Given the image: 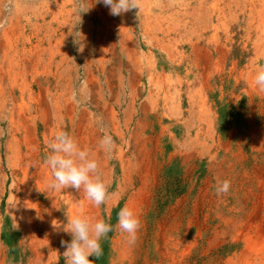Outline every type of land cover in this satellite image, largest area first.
Segmentation results:
<instances>
[{"label":"rangeland","instance_id":"obj_1","mask_svg":"<svg viewBox=\"0 0 264 264\" xmlns=\"http://www.w3.org/2000/svg\"><path fill=\"white\" fill-rule=\"evenodd\" d=\"M249 1L137 0L112 16L97 0H0V264H65L63 228L82 210L113 226L93 264H224L244 249L233 224L264 212L262 2ZM60 131L97 161L100 207L48 188ZM124 207L135 242L116 227Z\"/></svg>","mask_w":264,"mask_h":264},{"label":"clouds","instance_id":"obj_2","mask_svg":"<svg viewBox=\"0 0 264 264\" xmlns=\"http://www.w3.org/2000/svg\"><path fill=\"white\" fill-rule=\"evenodd\" d=\"M86 2L87 0H81V4ZM97 3H103L108 7L112 16L139 8L137 0H97ZM81 12L86 11L81 8L79 13ZM253 83L260 92H264V67L256 71ZM100 143L110 151L113 141L106 135ZM49 149L43 159V165L51 173L48 182L50 190L62 191L71 188L78 192L82 191L85 200L95 207L106 203L108 197L106 185L98 174L97 161L90 158L87 150L82 149L76 140L64 131L54 136ZM229 190L230 182L227 180L220 181L216 186L217 196L227 194ZM116 227L127 234L130 242H135L140 221L131 209L124 207L118 213ZM63 230L71 236L70 242H61L66 248L63 253L65 264H93L89 258L95 257L98 260L103 255L100 241L113 231V226L104 220L93 222L82 210L67 219Z\"/></svg>","mask_w":264,"mask_h":264},{"label":"bare ground","instance_id":"obj_3","mask_svg":"<svg viewBox=\"0 0 264 264\" xmlns=\"http://www.w3.org/2000/svg\"><path fill=\"white\" fill-rule=\"evenodd\" d=\"M251 2H253L252 0H250L248 3L250 4ZM261 2H262V4H261V8H262V11H261V13L258 15V18H257V31L258 32H264V0H261ZM41 4V3H40ZM92 6V5H91ZM40 7V6H39ZM42 9V8H41ZM89 9V8H88ZM55 10V9H54ZM145 11H146V13L149 15L150 14V8L149 9H146L145 8ZM42 12V11H41ZM39 13V12H38ZM67 13V12H66ZM70 13V12H69ZM34 14V13H33ZM40 14V13H39ZM68 14V13H67ZM38 15V14H37ZM41 15V14H40ZM39 16V15H38ZM248 16V15H247ZM40 17V16H39ZM101 17V16H100ZM45 18V17H44ZM24 20H26V19H24ZM37 20V19H36ZM107 20H108V18H107ZM57 21V20H56ZM102 21V20H101ZM34 22V21H33ZM107 22V21H106ZM104 23V22H103ZM125 23V22H124ZM43 24V23H42ZM246 26H247V24H245ZM125 26V25H124ZM9 28V27H8ZM27 28V27H26ZM105 28V27H104ZM112 28H114V27H112ZM22 29V28H21ZM115 29V28H114ZM26 30V29H25ZM102 30V29H101ZM117 30V29H116ZM104 31V30H103ZM115 31V30H114ZM118 31H119V29H118ZM111 32V31H110ZM252 32H248V30L246 31V39H247V41H250V38H251V36H250V34H251ZM110 34V33H109ZM115 34H117V33H115ZM108 35V34H107ZM111 36V35H110ZM23 37V36H22ZM30 37V36H29ZM107 38V37H106ZM111 38H113V37H111ZM119 39V38H118ZM8 40V39H7ZM19 40V39H18ZM31 40V39H30ZM26 41V40H25ZM44 41V40H43ZM50 41V40H49ZM107 41V40H106ZM24 42V41H23ZM17 43V42H16ZM25 43V42H24ZM27 43V42H26ZM91 43V42H90ZM98 43H99V41H98ZM117 43V42H116ZM263 43V42H262ZM3 44V43H2ZM110 44V43H109ZM114 45V44H113ZM120 45V44H119ZM17 46V45H16ZM23 46V45H22ZM25 46V45H24ZM42 46V45H41ZM98 46V45H97ZM121 46V45H120ZM119 46V47H120ZM126 46V45H125ZM20 47H21V45H20ZM118 47V48H119ZM15 48V47H14ZM99 48V47H98ZM130 48V47H129ZM9 49H10V47H9ZM13 49V48H12ZM11 49V50H12ZM20 49V48H19ZM24 49V48H23ZM100 49V48H99ZM102 49V48H101ZM119 49H121V48H119ZM16 50V49H15ZM22 50V49H21ZM25 50V49H24ZM102 51V50H101ZM26 52V51H25ZM27 52H28V50H27ZM106 52V51H105ZM112 52V51H111ZM129 52V51H128ZM127 52V53H128ZM131 52V51H130ZM257 52H259V53H257V57H258V55H259V57H260V59L261 60H263V62H264V44L263 45H259V48L257 49ZM16 53V52H15ZM104 53V52H103ZM122 53V52H121ZM13 54V53H12ZM17 54V53H16ZM112 54H113V52H112ZM114 55V54H113ZM15 56V55H14ZM125 56V55H124ZM127 56L129 57V55L127 54ZM11 58H13V57H11ZM15 58V57H14ZM23 58H25L24 56H23ZM38 58V57H37ZM131 58V57H130ZM184 58V57H183ZM40 59V58H39ZM131 59H133V58H131ZM14 60H16V58L14 59ZM33 60V59H32ZM49 60H50V58H49ZM113 60V59H112ZM8 61V60H7ZM127 61V60H126ZM24 62V61H23ZM253 62V61H252ZM31 63V62H30ZM32 66H33V64H31ZM12 66V65H11ZM15 66V65H14ZM25 66V65H24ZM28 66H29V64H28ZM2 67V66H1ZM27 67V66H26ZM155 67H157V66H155ZM151 68V67H150ZM16 69V68H15ZM19 69V68H18ZM22 69V68H21ZM33 69V68H32ZM120 69V68H119ZM255 69V68H254ZM3 70V69H2ZM17 70V69H16ZM118 70V69H117ZM25 71V70H24ZM152 71V70H151ZM3 72V71H2ZM7 72V74H9L10 72H9V70L8 71H6ZM15 72V71H14ZM14 72H12V75L13 76H15L16 74L14 73ZM153 72V71H152ZM253 73V72H252ZM58 74V73H57ZM88 76H89V74H88ZM13 78V77H12ZM11 79V78H10ZM24 80V79H23ZM4 83H6V81L4 82ZM10 85V84H9ZM46 85V84H45ZM42 86V85H41ZM27 87V86H26ZM48 89V88H47ZM3 90V89H2ZM4 90H5V88H4ZM12 90V89H11ZM44 91H46V90H44ZM3 92H5V91H3ZM30 93V92H29ZM32 94V93H31ZM44 94V93H43ZM33 95V94H32ZM3 96V95H2ZM37 96V95H36ZM43 96V95H42ZM41 96V97H42ZM5 99H3V101H4ZM43 101V100H42ZM12 103V102H11ZM34 105V104H33ZM35 106V105H34ZM26 107V106H25ZM47 107V106H46ZM46 109V108H45ZM42 110V109H41ZM44 110V109H43ZM57 110V109H56ZM13 111V110H12ZM39 112V111H38ZM43 112V111H42ZM58 112V111H57ZM30 114V113H29ZM13 116V115H12ZM42 116H44L43 114H42ZM35 117V116H34ZM45 118V117H44ZM46 118H47V116H46ZM23 121V120H22ZM48 121H49V118H48ZM41 122H43V121H41ZM33 130V129H32ZM45 130V129H44ZM31 131V130H30ZM48 131V130H47ZM44 134V133H43ZM47 134V133H46ZM31 135V134H30ZM12 138H14V136H12ZM32 139V138H31ZM10 142V141H9ZM10 144V143H9ZM10 146V145H9ZM25 152V151H24ZM16 153H18L19 154V152H16ZM24 154V153H23ZM25 155H27V154H25ZM12 156V155H11ZM24 158H25V156H24ZM36 158V157H35ZM20 159H22V158H20ZM38 159V158H37ZM35 161V160H34ZM33 161V162H34ZM39 161V160H38ZM35 163V162H34ZM14 164H16V163H14ZM22 164V163H21ZM33 164V163H32ZM38 164H40V163H38ZM37 164V165H38ZM18 165V164H17ZM25 165V164H24ZM29 165V164H28ZM36 165V166H37ZM27 166V165H26ZM25 166V167H26ZM16 167V166H15ZM14 167V168H15ZM28 169V168H27ZM47 169V168H46ZM17 171V170H16ZM32 171V170H31ZM39 171V170H38ZM37 171V172H38ZM19 172V171H18ZM36 172V173H37ZM20 173V172H19ZM21 173H23V172H21ZM18 174V173H17ZM27 174V173H26ZM33 174V173H32ZM44 175V174H43ZM23 176V175H22ZM36 176V175H35ZM50 177H51V175H50ZM30 178H32V177H30ZM35 178V177H34ZM49 178V177H48ZM46 178H44L43 180L44 181H46L45 180ZM20 180H21V178H20ZM18 181V180H17ZM23 183V182H22ZM19 184V183H18ZM48 184V183H47ZM53 195V194H52ZM54 198V197H53ZM258 210V209H257ZM242 211V210H241ZM261 211V210H260ZM76 212V211H75ZM244 212V211H243ZM257 213L259 212V211H256ZM260 213H262L261 215H260V221L258 222L257 221V219H255V221H253L252 219H251V216L249 215V211L247 210L246 212H244V218H241V219H237V223L235 222L234 224H233V228H236V226L235 225H237V230L238 229H240V231H239V234L243 237V247H244V249L243 250H241V252H237V255H235V256H233L232 258H230L229 260H227L224 264H264V212L262 211V212H260ZM50 214V213H49ZM71 214H73V213H71ZM246 216V217H245ZM47 218L49 219V217H48V215H47ZM259 218H258V220H259ZM47 219V220H48ZM42 221H43V219H42ZM233 222V221H232ZM43 223V222H42ZM50 224H51V222H50ZM45 225V224H44ZM46 226V225H45ZM47 228V227H46ZM54 233V232H53ZM57 239V238H56ZM54 240V239H53ZM182 239L181 238H177V239H175V238H172V239H169L168 241H167V244H168V246H169V248L170 249H172L173 251L175 250L176 251V249L178 248V246L179 245H181V243H182ZM57 243V242H56ZM59 243V242H58ZM55 244V243H54ZM60 244V243H59ZM166 244V245H167ZM239 245V242L237 241V246ZM57 246V245H56ZM51 247V246H50ZM173 260V259H172Z\"/></svg>","mask_w":264,"mask_h":264}]
</instances>
